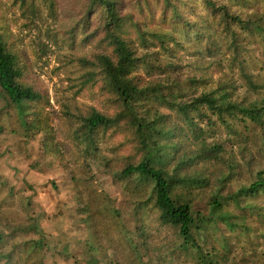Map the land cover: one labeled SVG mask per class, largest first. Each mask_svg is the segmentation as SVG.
<instances>
[{"label": "rangeland", "instance_id": "obj_1", "mask_svg": "<svg viewBox=\"0 0 264 264\" xmlns=\"http://www.w3.org/2000/svg\"><path fill=\"white\" fill-rule=\"evenodd\" d=\"M77 1L58 0L53 15L48 4L35 0L33 10L40 11L32 17L14 0H0V18L19 50L24 81L38 85L50 101L28 103L21 112L6 105L0 90V264H264V191L238 193L240 202L223 204L233 226L210 214L213 193L220 190L225 197L258 179L257 171L264 169V126L249 121L245 131L242 122L236 123L244 132L226 144L224 158L200 165L210 180L190 190L203 219L195 232L201 248L194 246L160 221L149 189L137 186L136 178L129 185L116 177L134 152L128 128L106 130L91 146L75 134L80 115L91 106L116 110L103 95L100 76L86 82L93 66L80 59L102 51L112 54V49L98 37L84 40V26L74 15ZM254 7H232L231 13L247 19L246 30L224 16L215 21L225 36L230 32L251 49H260L264 60V0ZM153 24L152 29L168 33ZM217 55L225 57L221 51ZM252 69L262 86L248 93L235 69L236 95L264 103V61ZM142 75L147 80L160 77ZM185 76L172 77L183 85ZM221 87L214 84L212 90ZM182 89L189 96L196 93ZM162 111L176 119L174 112ZM220 135L225 136L223 131ZM191 141L187 143L193 146Z\"/></svg>", "mask_w": 264, "mask_h": 264}, {"label": "trees", "instance_id": "obj_2", "mask_svg": "<svg viewBox=\"0 0 264 264\" xmlns=\"http://www.w3.org/2000/svg\"><path fill=\"white\" fill-rule=\"evenodd\" d=\"M42 1L56 14L58 0ZM34 2L14 0L13 5L18 4L23 13L29 12L33 17L40 11L33 10L37 6ZM255 4L257 0L76 2L79 13L74 11V15L84 26V40L98 37L112 49V54L102 51L91 59H80L82 64L93 66L86 82L100 76L103 95L116 110L108 113L91 106L87 114L80 115L75 134L91 146L93 138L106 130L128 128L134 152L116 171V177L129 185L136 178L137 186H142L143 191L149 189L160 221L175 227L198 248L201 247L195 232L203 219L194 209L190 190L209 183L204 166L223 159L226 144L244 132L236 128V123L242 122L245 131L249 121L264 126V103L240 99L234 73L237 69L248 93L259 90L262 85L255 79L252 67L257 61H264L259 59L262 52L251 49L248 41L237 40L230 32L225 36L215 21L224 16L246 30L247 19L231 13L232 7L252 10ZM2 22L0 18V90L6 105H15L23 112L28 103H49L45 91L24 81L25 67L19 50ZM155 22L168 33L163 35L152 29ZM92 26L93 30L89 29ZM220 51L225 57L217 55ZM225 66L229 71H225ZM142 72L160 77L147 80ZM174 73H186L187 82L178 84V77H172ZM214 84L222 87L212 90ZM182 86L196 93L189 96ZM163 109L174 112L176 119ZM221 131L225 136L220 135ZM190 140L194 148L187 143ZM203 162L204 172L200 167ZM257 177L225 197H221L220 190L213 193L210 214L233 226L231 215L222 212L223 204L238 198L240 202L238 193L255 196L264 191V169L257 171ZM220 183L224 186L223 179Z\"/></svg>", "mask_w": 264, "mask_h": 264}]
</instances>
